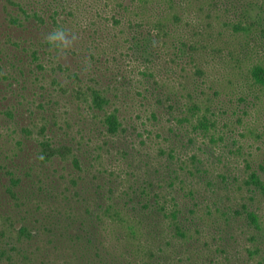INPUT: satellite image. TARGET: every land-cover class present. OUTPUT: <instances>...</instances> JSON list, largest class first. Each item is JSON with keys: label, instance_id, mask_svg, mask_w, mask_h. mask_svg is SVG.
I'll return each instance as SVG.
<instances>
[{"label": "trees", "instance_id": "obj_1", "mask_svg": "<svg viewBox=\"0 0 264 264\" xmlns=\"http://www.w3.org/2000/svg\"><path fill=\"white\" fill-rule=\"evenodd\" d=\"M0 264H264V0H0Z\"/></svg>", "mask_w": 264, "mask_h": 264}, {"label": "clouds", "instance_id": "obj_2", "mask_svg": "<svg viewBox=\"0 0 264 264\" xmlns=\"http://www.w3.org/2000/svg\"><path fill=\"white\" fill-rule=\"evenodd\" d=\"M41 39L45 44L50 46L56 59L67 60L69 51L77 47L80 37L77 32L65 26H59L49 32L43 33ZM90 69L91 61L85 57L81 61V71L87 72ZM37 158L43 159V156H38Z\"/></svg>", "mask_w": 264, "mask_h": 264}]
</instances>
